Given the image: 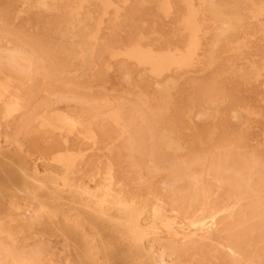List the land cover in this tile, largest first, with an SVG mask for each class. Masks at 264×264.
<instances>
[{"label":"rangeland","instance_id":"374dc122","mask_svg":"<svg viewBox=\"0 0 264 264\" xmlns=\"http://www.w3.org/2000/svg\"><path fill=\"white\" fill-rule=\"evenodd\" d=\"M261 180L264 0H0V264H262Z\"/></svg>","mask_w":264,"mask_h":264},{"label":"bare ground","instance_id":"6f19581e","mask_svg":"<svg viewBox=\"0 0 264 264\" xmlns=\"http://www.w3.org/2000/svg\"><path fill=\"white\" fill-rule=\"evenodd\" d=\"M53 20V19H52ZM67 32V31H66ZM10 54V53H9ZM15 54V53H14ZM17 54V53H16ZM18 54H19V52H18ZM22 56V55H21ZM14 57V56H13ZM17 57V56H16ZM19 58H20V56H19ZM14 60V59H13ZM16 60V59H15ZM23 60V59H22ZM27 61V60H26ZM11 63V62H10ZM12 63H15V61L14 62H12ZM22 63H24V62H22ZM16 64H18V63H16ZM26 64H27V62H26ZM29 66V65H28ZM26 67V66H25ZM22 68V67H21ZM17 69H18V67H17ZM26 69V68H25ZM3 70V69H2ZM19 70V69H18ZM21 70V69H20ZM23 70V69H22ZM27 70V69H26ZM2 86V85H1ZM4 89V88H3ZM5 91V90H4ZM6 96V95H5ZM169 139H171V138H169ZM170 145V144H169ZM228 149H229V147H228ZM233 150V149H232ZM228 152V151H227ZM223 153V152H222ZM236 153V152H235ZM225 154H227V153H225ZM238 154V153H237ZM218 155V154H217ZM226 156V155H225ZM234 157H235V155H233ZM233 156H231V157H233ZM220 157V156H219ZM218 158V157H217ZM235 158H237V155H236V157ZM234 158V159H235ZM216 158H214L213 159V163H214V160H215ZM234 159H233V161H234ZM223 160V159H222ZM222 160H220V164L223 162ZM236 160V159H235ZM216 161H217V159H216ZM222 161V162H221ZM230 161H231V158H230ZM233 161H231V162H233ZM237 161V160H236ZM198 162V161H197ZM218 162V161H217ZM217 162H215L214 164H212V165H214L215 166V164L217 163ZM228 162H229V160H228ZM238 162V161H237ZM234 163V162H233ZM192 164V163H191ZM211 164H210V166H211ZM228 164H230V163H228ZM232 164V163H231ZM230 164V165H231ZM194 165H196L195 163H194ZM222 165V164H221ZM224 165V164H223ZM222 165V166H223ZM198 166H201V164L200 165H198ZM216 166H218V164L216 165ZM215 166V167H216ZM232 166H233V164H232ZM238 166V165H237ZM241 167V166H240ZM179 168H181V167H179ZM219 168V167H218ZM210 169V168H209ZM213 169V168H212ZM219 170V169H218ZM226 171V170H225ZM231 171V170H230ZM261 174V173H260ZM232 180V179H231ZM196 181V180H195ZM252 181V180H251ZM262 182H264L263 180H261ZM230 183V182H229ZM257 184V183H256ZM255 184V185H256ZM259 184H261V183H259ZM196 185H197V182H196ZM200 186H201V183L199 184ZM252 185H254V184H252ZM264 185V184H263ZM227 186H228V184H227ZM229 187V186H228ZM252 188H253V186H251ZM259 187V186H258ZM198 188V187H197ZM200 188H202V187H200ZM255 188V187H254ZM261 189V187H259L258 188V190L257 191H259ZM229 190V189H228ZM254 190V189H253ZM195 191H197V189L195 190ZM199 191V190H198ZM202 191V190H201ZM229 191H231V189L229 190ZM226 192H228V191H226ZM195 193V192H194ZM198 193V192H197ZM197 193H195V194H197ZM229 193V192H228ZM201 194V193H200ZM173 195V194H172ZM171 195V196H172ZM202 195V194H201ZM227 195V194H226ZM110 196V195H109ZM119 196H121V195H119ZM194 196V195H193ZM192 196V198H194L195 199V197H193ZM217 196V195H216ZM225 196V195H224ZM228 196V195H227ZM113 197V196H112ZM187 197V196H186ZM197 197V196H196ZM230 197V196H229ZM228 197V198H229ZM225 198V197H224ZM227 198V197H226ZM225 198V199H226ZM161 199V198H160ZM183 199V198H182ZM201 199V198H200ZM217 199V198H216ZM215 199V200H216ZM219 199L221 200L222 198H218V201H219ZM264 199V198H263ZM121 200V199H120ZM123 200H124V198H123ZM164 200V199H163ZM197 201H198V199H196ZM117 201V200H116ZM181 201H183V200H181ZM190 201V200H189ZM202 201V200H201ZM163 202V201H162ZM177 202V201H176ZM190 202H192V200L190 201ZM200 202V201H199ZM216 202V201H215ZM170 203H172V202H170ZM182 203V202H181ZM183 203H185V202H183ZM204 203V202H203ZM164 204V203H163ZM194 204V203H193ZM166 205H169V204H166ZM200 205H202V203H200ZM211 205V204H210ZM215 205V204H214ZM178 206H180V205H178ZM191 206H192V203H191ZM163 207H165V206H163ZM248 207V206H247ZM42 208V207H41ZM173 208H174V206H173ZM173 208H172V210H173ZM176 208V207H175ZM43 209V208H42ZM176 209H178V207L176 208ZM181 209H182V207H181ZM184 209V208H183ZM157 210V209H156ZM163 210V209H162ZM234 210V209H233ZM243 210H244V207H243ZM242 210V211H243ZM249 210V209H248ZM192 211H193V209H192ZM247 211V210H246ZM161 212H163V211H161ZM165 212V211H164ZM173 212V211H172ZM183 212V211H182ZM235 212V210L234 211H232V213H234ZM241 212V211H240ZM255 212V211H254ZM176 213V212H175ZM181 213V212H180ZM193 212H191V214H192ZM236 213V212H235ZM252 213V211L251 212H248V214H250V215H252L251 214ZM161 214V213H160ZM178 214H179V212H178ZM184 214V213H183ZM190 214V215H191ZM230 214L231 213H229L228 215L230 216ZM246 214H247V212H243V213H241L240 215H242L243 216V218H245L246 217ZM158 215V214H157ZM255 215V214H254ZM192 216V215H191ZM229 216H228V218H229ZM236 216V215H235ZM181 217H183L182 215H181ZM226 217V216H225ZM228 218H227V220H228ZM255 218V217H254ZM253 218V219H254ZM220 219V218H219ZM232 220H234L233 218H232ZM232 220L230 221L229 220V222H232ZM250 220H252V218L250 219ZM164 221V220H163ZM218 220H216V222H217ZM248 221V220H247ZM157 222V221H156ZM236 222V221H235ZM240 223V222H239ZM251 223V222H250ZM258 224H259V222H257ZM261 223V222H260ZM215 224V223H214ZM217 225H218V227H216V228H218L219 229V233H220V231H224V230H226V229H228L229 230V223H226V222H219L218 221V223H216ZM215 224V225H216ZM161 225V224H160ZM252 225V224H251ZM251 225H249L250 227H251ZM248 226V227H249ZM260 227H263V225L262 226H260ZM206 228H209V227H206ZM215 228V227H214ZM247 228V227H246ZM232 229V228H231ZM236 229V228H235ZM194 230H196V229H194ZM258 229L256 228V226H252V228H249V229H244V230H242V229H239V227H238V229L236 230V233H235V235L234 236H231V233H230V235L226 238V239H224V241L222 240V242H220V240H218L220 243H218L222 248H223V250H226L227 252H229V254H230V257L232 256V257H234V259L235 260H237V261H239V260H243V261H245V259L247 258V257H249L250 256V254L252 253V251L250 252V250L252 249L251 248V246H253L254 245V241H255V238L257 237L258 238V236L260 237V239H264V237L263 238H261L262 236H264L263 234L264 233H262V235L259 233H257V232H259V230L257 231ZM191 231V230H190ZM216 231V230H215ZM218 232V231H217ZM216 232V233H217ZM227 232V231H226ZM225 232V233H226ZM235 232V231H234ZM194 233V232H193ZM218 233V234H219ZM186 234V233H185ZM190 234V233H189ZM194 234H196V233H194ZM188 235V234H187ZM261 235V236H260ZM169 236V235H168ZM171 236H173V235H171ZM184 236V235H183ZM190 236V235H189ZM196 236V235H195ZM197 236H199V235H197ZM202 236V235H201ZM205 236V235H204ZM227 236V235H226ZM252 236H254V240L253 239H251L252 238ZM163 237V236H162ZM165 237V236H164ZM213 237V236H212ZM225 237V236H224ZM181 238V237H180ZM189 238V237H188ZM163 239V238H162ZM166 239H167V237H166ZM192 239V238H191ZM194 239V238H193ZM199 239V238H198ZM202 239V238H201ZM148 240H150V239H148ZM151 241V240H150ZM150 241H148V242H150ZM257 241V240H256ZM260 241V240H259ZM209 242V241H208ZM208 242H206V243H208ZM211 242V241H210ZM215 242V241H214ZM253 242V243H252ZM258 242V241H257ZM206 243H204V244H206ZM186 242L185 241H180L179 239H176V238H173V237H169L167 240H164V241H159L158 242V244H157V247H155V248H157L158 249V253H157V255H156V259H157V263L158 264H162L165 260H167V259H171V258H177L176 256L177 255H180V254H182V252L184 251V248L186 247ZM204 244H202V245H204ZM191 245V244H190ZM189 245V246H190ZM215 245H217V243L215 244ZM254 246H256V245H254ZM261 246H264V245H261ZM193 247V246H192ZM200 247H202V246H200ZM199 247V248H200ZM257 247V246H256ZM148 248V247H147ZM188 248V247H187ZM220 248V247H219ZM251 248V249H250ZM262 248V247H261ZM149 249V248H148ZM190 249V248H189ZM192 249V248H191ZM253 249H254V247H253ZM258 249H260V247H258ZM257 250V249H256ZM37 251V250H36ZM155 252H156V250H154ZM262 251V250H261ZM260 251V252H261ZM7 253L9 252V251H6ZM5 252V253H6ZM40 252V251H39ZM255 252V251H254ZM5 253H2V254H5ZM6 253V254H7ZM35 252H32V254H34ZM94 253V252H93ZM25 254V253H24ZM40 254V253H39ZM253 254V253H252ZM260 254V253H259ZM259 254L257 255L256 254V256H259ZM29 255V254H28ZM37 255V254H36ZM36 255H35V257H36ZM96 255V254H95ZM261 255V254H260ZM264 255V254H263ZM39 256V255H38ZM93 256V255H92ZM97 256V255H96ZM255 256V257H256ZM5 257V256H4ZM30 257H32V256H30ZM33 257H34V255H33ZM33 257L31 258V259H33ZM227 257H229V256H227ZM229 257V258H230ZM231 257V258H232ZM264 257V256H263ZM15 258V257H14ZM23 258V257H22ZM26 258V257H25ZM21 259V258H20ZM37 259V258H36ZM233 259V260H234ZM4 260V259H3ZM6 260V259H5ZM14 260H16V258L14 259ZM25 260V259H24ZM175 260V259H174ZM257 260V259H256ZM255 260V264H260L259 262L258 263H256L257 261ZM26 261V260H25ZM29 261V260H28ZM38 261V260H37ZM36 261V262H37ZM96 261V260H95ZM173 261V260H172ZM7 262V261H6ZM33 262V261H32ZM174 262V261H173ZM240 262V261H239ZM238 262V263H239ZM103 263V262H102ZM169 263V262H168ZM241 263V262H240ZM239 263V264H240ZM250 263V262H249ZM262 263V262H261ZM25 264V263H24ZM32 264V263H31ZM37 264V263H36ZM252 264V263H251ZM262 264H264V263H262Z\"/></svg>","mask_w":264,"mask_h":264}]
</instances>
